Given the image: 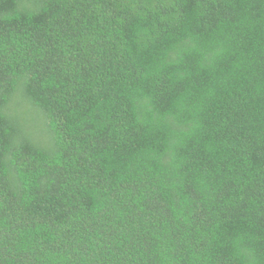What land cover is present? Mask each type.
Here are the masks:
<instances>
[{"label": "trees", "instance_id": "16d2710c", "mask_svg": "<svg viewBox=\"0 0 264 264\" xmlns=\"http://www.w3.org/2000/svg\"><path fill=\"white\" fill-rule=\"evenodd\" d=\"M0 264H264V0H0Z\"/></svg>", "mask_w": 264, "mask_h": 264}]
</instances>
